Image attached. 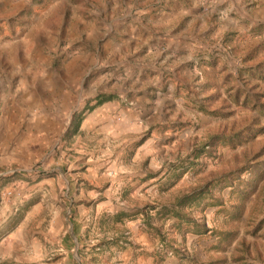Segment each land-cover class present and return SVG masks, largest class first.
<instances>
[{
  "label": "rangeland",
  "instance_id": "obj_1",
  "mask_svg": "<svg viewBox=\"0 0 264 264\" xmlns=\"http://www.w3.org/2000/svg\"><path fill=\"white\" fill-rule=\"evenodd\" d=\"M262 105L264 0H0V205L84 232L57 264H264Z\"/></svg>",
  "mask_w": 264,
  "mask_h": 264
},
{
  "label": "crops",
  "instance_id": "obj_2",
  "mask_svg": "<svg viewBox=\"0 0 264 264\" xmlns=\"http://www.w3.org/2000/svg\"><path fill=\"white\" fill-rule=\"evenodd\" d=\"M29 175L30 176H27V178L32 180L30 182H27V185H31V193L35 191L36 188L44 184L43 182L48 180L50 191L51 193L54 192V195H57L58 192L61 194L63 193V190H65V192L63 193L65 200H63V198L60 199V205L64 206V211L67 212V216L70 214L69 216L71 217L72 211L78 209L76 205H78L79 203L76 204L74 196H77V192H81L83 190V187L80 186L79 188L76 186V184L79 181L81 182L80 185L85 184V181H83L84 177L77 178L73 173L68 174L61 172L57 177L43 180L39 179L38 177L35 178L31 176V174ZM18 181L20 182H16V184H18L19 186H24V184H26L25 181L23 182V180ZM4 190L8 192L9 188H5ZM30 196H32V194ZM8 204L9 203L7 202H2V205H0V213L7 212L11 208V213L8 220L11 221V219L18 215L16 214L18 212L19 215H24V218L19 223H14V228L10 230V232H8L5 236H0V264H5V261L12 262L16 260H35V254L37 255L36 257H41V255L44 256V253V258H47V260L51 261L52 259H54V262L50 264H57V262H55L58 258L56 253L52 255L50 253H46V251L43 249L42 243L39 240L41 232L45 236V240H47V242L49 243L52 242L53 244L56 243L57 232H60L62 234V237L60 239V244L63 249L61 256H67L69 255V253H72L73 258L77 259L76 254L85 253L84 247H86V235H84V232L82 230L80 231L78 229L79 227L75 228L73 222L72 227H69V230L67 229L65 231L63 230V225L60 220L55 221L53 226L44 225L42 227H35L34 225L36 224V222L34 223V220H31L29 216H34L35 212L39 210L38 205H40V202H34L33 199H31L29 201H26V203H21L20 201L19 205H16V203L13 202L11 203L12 205H10L11 207ZM3 216L4 215H0V219H2ZM124 217H128L127 213L125 215L123 212H120L118 215H116L115 219L117 221H123ZM8 220H1L0 228L4 227L5 224H7ZM32 230L34 231L31 232ZM18 252H20V255H18ZM125 263L128 264V262L126 261ZM75 264L79 263L75 262Z\"/></svg>",
  "mask_w": 264,
  "mask_h": 264
},
{
  "label": "trees",
  "instance_id": "obj_3",
  "mask_svg": "<svg viewBox=\"0 0 264 264\" xmlns=\"http://www.w3.org/2000/svg\"><path fill=\"white\" fill-rule=\"evenodd\" d=\"M264 106V105H262ZM240 136V135H238ZM238 139V138H237ZM192 200H194V196L193 195H186L180 199H178L177 203L180 205V204H187L189 202H191ZM180 214L178 212H175L174 216L178 217Z\"/></svg>",
  "mask_w": 264,
  "mask_h": 264
}]
</instances>
